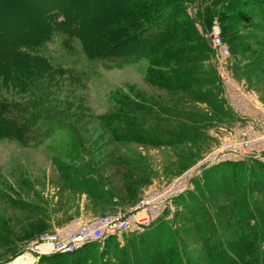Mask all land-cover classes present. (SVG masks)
<instances>
[{
	"label": "rangeland",
	"instance_id": "1",
	"mask_svg": "<svg viewBox=\"0 0 264 264\" xmlns=\"http://www.w3.org/2000/svg\"><path fill=\"white\" fill-rule=\"evenodd\" d=\"M115 1L118 3L120 0ZM253 1L244 0L237 13H228L222 9L223 5L212 7L215 13H224L229 19L237 38L238 55L233 59L228 50V56L218 53L217 61L210 52L206 64L217 81L219 67L223 69V75L227 73L232 77L240 85L241 94L247 97L245 103L252 107L249 109L262 116L264 0ZM212 3L217 4L219 0H188L186 3V11L198 28V9ZM102 5V0H0L1 39L5 35L8 42L19 39L29 43L38 36L45 41L48 39L37 53L38 57L26 59L28 65L37 70L36 92L24 90L11 77L6 78L11 70L23 63L17 58H3L7 74L5 79L0 76V98L11 101L37 97L42 104L61 113L59 121L66 125L65 130L56 131L37 147L23 148L0 140V264H8L20 256L30 257L29 253H33L31 243L72 222L135 214L142 199L159 198L175 188L189 170L219 155L218 149L230 141L227 130L235 122L216 124L204 134V140L175 148L118 144L107 135L95 117L111 110L109 96L116 92L128 95L139 92L169 107L206 116L211 114L205 106L191 101L186 95L166 91L147 81L145 60L106 70L104 64H108L110 59L120 57L114 61H121L133 56L134 51L141 48L139 44L120 46L115 55L90 61L86 46L91 38L98 37L100 28L97 24L100 25L102 16L98 8ZM212 30L214 34L220 32L219 28ZM209 33L205 36L208 41ZM216 45L219 44L216 42ZM220 46L224 51L225 47ZM58 68L73 73H62ZM221 96L223 98L222 90ZM69 130L74 131L77 137ZM3 135L0 131V136ZM83 175L104 185L103 192L111 194V201L103 203V200L67 188L69 180ZM240 179L248 185L244 191L246 206L240 205V188L233 190L235 182L231 178L191 183L187 191L197 198L196 202L200 201L202 191L213 207L209 211V220L199 224L201 228L195 230L199 220L186 212L183 204L175 203L181 195L170 211L160 218L162 221L154 230L129 237L124 235L113 242L94 246L91 255L97 258L96 264H115L112 257L122 250L133 257L153 255L162 235L160 231L164 232V228L167 231L172 229L175 238L181 240L186 256L193 264H208L201 235L210 232L209 245L217 242L227 244L236 238V223L239 221L236 214L241 207L251 211L257 222L264 219V189L257 190L255 182H252L256 178H250L247 170H243ZM30 259L27 263L34 264V257ZM46 264L50 263L46 261ZM87 264L92 263L89 261Z\"/></svg>",
	"mask_w": 264,
	"mask_h": 264
},
{
	"label": "trees",
	"instance_id": "2",
	"mask_svg": "<svg viewBox=\"0 0 264 264\" xmlns=\"http://www.w3.org/2000/svg\"><path fill=\"white\" fill-rule=\"evenodd\" d=\"M243 1L219 0L217 4L204 5L197 11L196 20L200 24L198 28L186 11L188 0H120L118 3L115 0H102V7L98 8V11L101 9L102 12L101 23L97 24L100 28L98 37L91 38L86 46L89 60L113 56L118 53L120 46L139 44L141 48L134 51L133 56L121 61H114L121 59L120 57L110 59L108 64H104L106 70L145 60L148 65L147 81L166 91L186 95L191 101L205 106L211 114L206 116L182 108L169 107L139 92L130 95L122 92L112 93L109 96L112 102L111 110L96 116L95 120L115 143H135L153 148L191 145L204 140V134L212 130L214 125L236 120L231 110L226 107L214 73L206 64L211 51L210 40H206L205 36L212 23L217 22L219 37L223 44L228 46L230 56L235 59L238 55L237 38L229 25V19L224 13H215L212 7L223 5L222 9L228 13H237L243 6ZM106 3L108 5H104ZM6 37L7 35L2 39L0 37V76L5 79L7 74L2 59L17 58L23 65L11 70L6 78L11 77L13 82L24 90L36 92L35 79H39L36 77L37 70L28 65L26 59L38 57L37 53L44 48L48 39L45 41L43 37L38 36L33 42L27 43L19 39L8 42ZM57 70L70 75L73 73L62 68ZM12 84L16 87V84ZM61 115L55 109L42 104L37 97L29 96L11 101L0 98V131L5 134L0 136V140L15 143L23 148L37 147L56 131L66 129V125L59 121ZM69 131L77 137L74 131ZM239 164L226 163L209 168L194 178L192 183L195 185L198 182L210 183L213 180L223 181L231 178L235 182L233 190L240 188V205L246 206L247 196L244 191L248 185L240 179V174L247 170L250 178H256L252 182H255L257 190L264 189V164L258 161ZM241 183L243 186L240 187ZM66 186L90 198L103 200V203L111 201V194L103 192L104 185L96 183L92 177L85 178L83 175L71 179ZM200 196V201L196 202L197 198L187 191L175 201L183 204L186 212L199 220L195 230L201 228L199 224L202 225L203 220H209V211L213 208L202 191ZM190 201L196 203L190 205ZM236 217L239 219L236 223L238 236L227 244L217 242L209 245L212 237L210 232L201 235L208 255V264H264V219L257 222L251 211H247L245 207L237 211ZM161 221L162 219H159L144 233L154 230ZM163 230L164 232L160 231L162 235L157 240L153 255L133 257L122 250L112 257L115 264H193L172 229ZM129 236L133 235H127ZM115 240L116 238L107 242ZM94 246L98 245L86 246L73 254L41 257L38 262L87 264L90 261L96 264L97 258L94 259L91 255Z\"/></svg>",
	"mask_w": 264,
	"mask_h": 264
},
{
	"label": "built area",
	"instance_id": "3",
	"mask_svg": "<svg viewBox=\"0 0 264 264\" xmlns=\"http://www.w3.org/2000/svg\"><path fill=\"white\" fill-rule=\"evenodd\" d=\"M219 28L217 22L212 23L209 33L211 52L218 61L220 55H229L228 48L221 41L218 32L214 34L212 29ZM216 42L219 44L216 45ZM223 45L224 51L221 50ZM227 55V56H228ZM219 86L227 108L231 110L236 120L228 128L230 141L217 152L219 155L206 159L204 165H198L184 175L175 188L159 198H144L139 202L135 214L127 216H106L94 220L75 221L68 226L56 231L52 235L41 236L30 248L33 250L30 257H34L33 263H37L41 257L53 255L73 254L90 245H103L112 238L122 235H135L143 233L156 223L165 213L170 211L174 201L183 195L189 188L191 181L200 176L205 170L226 163H241L246 161H258L264 164V115L249 109L245 101L247 97L240 92L241 87L229 77L223 75V69L218 68ZM41 246H48L49 250H41ZM32 264V263H31Z\"/></svg>",
	"mask_w": 264,
	"mask_h": 264
},
{
	"label": "bare ground",
	"instance_id": "4",
	"mask_svg": "<svg viewBox=\"0 0 264 264\" xmlns=\"http://www.w3.org/2000/svg\"><path fill=\"white\" fill-rule=\"evenodd\" d=\"M41 250L43 251H46V250H49L48 249V246H41ZM81 250V249H80ZM78 250V251H80ZM77 251V252H78ZM27 258V259H26ZM31 257H24V256H20V257H17L16 259H14L12 262L8 263V264H28V260L31 261L30 259Z\"/></svg>",
	"mask_w": 264,
	"mask_h": 264
}]
</instances>
